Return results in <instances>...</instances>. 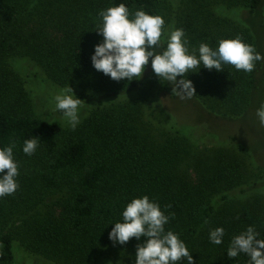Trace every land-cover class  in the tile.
I'll use <instances>...</instances> for the list:
<instances>
[{"label": "rangeland", "instance_id": "1", "mask_svg": "<svg viewBox=\"0 0 264 264\" xmlns=\"http://www.w3.org/2000/svg\"><path fill=\"white\" fill-rule=\"evenodd\" d=\"M187 1L161 0L159 13L165 21L166 32L172 28L184 30L191 52L200 44L192 40V36L196 35L192 29L197 30L201 25L191 23L189 25L191 28L186 29V24L193 19L197 12L195 9L202 15V8L200 6L187 8ZM229 1L234 5L229 7L224 3H218L209 7L218 17L213 18L210 28L217 31L216 24L219 21L216 20L228 18L232 25L250 30L260 54L264 56V13L251 12L244 6L242 0ZM43 2L42 8L38 7L32 15L40 18L39 15L46 9L40 23L42 24L40 29L44 30L42 34L44 48L46 52L53 53L57 63L58 70L53 71V74L58 72L55 75L65 79V72L69 74L76 70L67 50L71 41L78 40L81 36L79 31L74 33V28L80 25L81 29L85 20L92 18L100 20L98 13L104 9L103 0H43ZM200 18L202 20V17ZM239 19L240 21H237ZM220 38H223V31L219 33ZM27 44L22 40L17 41L12 50L15 54L10 53L12 55L0 50V94L5 97V104L11 111H32L40 119L58 120L62 123L64 126L62 140L55 145L47 146L43 149L44 152L54 153L63 142L76 134L85 133L94 138L96 145L100 144L99 133L96 131L99 125L90 118L94 112L114 109L117 112L116 117L126 115L129 118L133 134L137 142L144 146L146 160L150 164L147 178L159 186L155 190L152 186L149 188L144 186L135 192L136 197L148 195L153 199L165 194H175L182 198L181 189L184 185H189L196 190L198 187L204 189V193L212 198L217 192L232 189L237 183H244L246 190L248 183H254L255 187L245 193L238 194L240 190L236 189L233 190L234 193L231 191L229 198L217 204L213 214L205 221L198 223L192 217H188L184 226L176 223L170 228L186 243L191 251L193 264H244L236 258L228 257L226 242L228 235L237 230L238 226L252 225L256 231L264 233V126L259 123L256 116L257 108L264 102V64L255 74L259 89H254L250 102L244 105L243 111L238 112L230 111L232 107L226 103L225 97L214 87L206 85L208 82L214 84L216 70H209L203 66L198 71L185 74L195 86L197 99L194 97L181 99L175 91V84L163 79L161 81L154 73L151 62L146 65L142 74V88L131 92L130 95L95 88L93 84L80 79L72 84L75 88L73 92L86 97L81 101V122L73 130L68 126L62 112L55 108L53 99L66 88L47 79L44 70L38 66L42 74L37 76L33 71L34 78L26 77L27 81L11 67L10 61L13 56L25 55L35 63V58L41 55L42 50L30 43L28 47ZM164 46L166 42L160 51ZM209 46L215 48L217 44ZM262 61L264 62V59ZM32 63L28 67L33 70ZM87 98L91 100L87 101ZM161 115L164 118H171L174 125L191 126L193 128L191 136L195 140L188 141L169 133L160 125L163 122ZM210 133L217 138L210 137ZM172 137L176 140H171ZM230 137H235L236 142L240 141L247 149L236 148L233 143H226ZM220 143L228 146H222ZM176 146L178 154L175 156ZM219 149L224 150L231 160L238 162L234 171L237 183L233 187H230L232 183L228 178L218 183L212 178V169L209 166L214 162ZM17 162L19 187L13 194L2 197L8 204L3 225L15 238L17 260L14 264H73L74 260L67 258L65 251L60 252L68 244L63 236V231L66 232L64 230L66 212L61 207L62 202L68 197L67 192L50 189L44 185L39 176L41 163L37 159L21 158ZM196 195L199 196L200 193L197 192ZM246 210L250 212V217L245 218L243 213ZM186 215L187 213L182 216ZM218 226L225 230L223 243L220 245L212 244L208 239L209 230ZM56 232L63 239L62 242L55 237ZM68 234L69 239H72L71 247L79 251L78 246L81 243L76 237H82L81 234L78 236ZM87 237L89 239L86 241ZM82 239L90 245L86 250L88 264H135L134 252L122 249L118 243H113L110 239V242L106 241L103 246H95L94 236L91 234L84 235ZM77 254L82 255L81 252Z\"/></svg>", "mask_w": 264, "mask_h": 264}, {"label": "trees", "instance_id": "2", "mask_svg": "<svg viewBox=\"0 0 264 264\" xmlns=\"http://www.w3.org/2000/svg\"><path fill=\"white\" fill-rule=\"evenodd\" d=\"M207 1L188 0L186 3L187 8L189 6H200L202 8V15L195 9L197 12L194 14L193 19L186 24V29L191 28L189 27L191 23L201 25V28H197V30L192 29L193 33L196 34L192 36L194 42H205L215 46L221 39H219L220 31L221 33L223 31V38L239 35L260 53L250 30L232 25L228 18L215 19L219 21L216 24L217 31L210 28L216 14L209 7L218 3H224L230 7L234 3L232 4L229 0ZM242 1L244 6L251 12L259 13L262 11L264 13V0ZM119 3L126 4L131 12L143 9L148 13L160 15L161 0H103L102 7L106 9ZM43 5V0H0V50L15 54L12 50L19 40L28 43V47L32 44V46L42 50L41 55L35 58L36 61L32 59L35 63H32L30 58L25 55L12 57L10 65L21 77L23 76L26 81V77L33 79V71L36 72L37 76L41 75V68L44 70L47 79L65 88L70 86L75 89L72 84L80 79L86 80L91 85L93 84L95 88L106 89L119 94L124 92L130 95L131 92L142 88V78L131 81L127 79L117 81L93 67L91 55L94 51V45L102 40V36L96 30L100 20L94 18L85 20L81 27L82 30L80 25L75 26L74 33L79 31L81 36L78 40L71 41V45L67 46L69 59L76 70L69 72V74L65 72V79L55 75L58 72L53 74V71L58 70V66L55 63L53 53L45 51L42 35L44 30L40 29L42 15L46 9L39 15L40 18H35V15H32L38 7L42 8ZM200 17H202V20ZM237 21H240V19ZM53 34L51 33V35ZM157 51H160V48ZM149 62H151V58H149ZM30 63L34 66L33 70L28 67ZM263 64L262 60L256 61L251 72L237 70L234 66L225 64L223 65V71L216 70L214 84L208 82L206 85H210L211 88L214 87L225 97L226 103L232 107L230 111L244 110V105L250 102L254 89H259L255 74ZM67 77L69 78L66 79ZM77 96L80 99L86 97L81 93ZM193 97L197 99L196 95ZM87 99V101L91 100ZM98 102L102 103L100 100ZM116 113L114 109H103L94 112L91 116L90 120L99 125L96 131L99 133L100 144L96 145L94 138L85 133L76 134L63 142L54 153H46L43 151L44 148L55 145L62 140L64 133L62 123L58 120L40 119L32 111H11L5 104V97L0 94V147L14 142L13 152L16 161L21 158L37 159L41 163L39 176L44 185L50 189L67 192L68 197L62 202L61 207L66 212V215H64V230L66 232L63 231V236L68 244L60 252L65 251L67 258L71 261L74 260L73 264H88L86 250L90 245L88 244V246L85 241L83 242L84 235H93L95 246H103L106 241L110 242L108 234L114 226L110 223L122 219L123 208L130 199L136 197L135 192L144 186L146 188L152 186L154 190L159 187L158 183L151 182L147 178L150 172V164L146 160L144 146L137 142L133 134L129 118L126 115L116 117ZM160 118L163 120L160 125L165 127L172 135L180 136L188 141L195 140L191 136L193 132L191 126L174 125V123H171V118H164L163 115ZM209 136L214 139L217 138L212 133ZM29 138H35L38 141L37 150L30 156L22 151L24 141ZM230 138L226 143H233L236 148L247 149L240 141L236 142L235 137ZM171 140L176 139L172 137ZM224 143H220V145L228 146L223 145ZM175 149V154H173L176 156L178 146ZM215 156L214 162L209 166L212 169L213 180L218 183V181L228 178L232 183L230 187H233L237 183V178H234V171L238 162L231 160L228 154L221 149L217 150ZM243 185L245 184L237 183L232 189H225L226 191L221 193L217 192L212 198L204 193V189L198 187V190H196L189 185H184V188L181 189L183 190L182 198L175 194H165L152 200L160 204L166 215L171 214L169 222L165 226L167 230L176 223L184 226L188 221V217H192L198 223L203 222L213 214L217 204L229 198L231 191L240 190L238 194H242L255 187L253 182L252 184H246L248 190ZM195 191L196 194L198 192L200 195H196ZM7 210L8 204L0 197V264H14L17 260L14 235L7 231L3 225V218L6 216ZM185 213L187 215L183 217L182 215ZM243 214L245 218L251 216L248 210ZM246 228L247 226H238L237 230L228 235L227 248L232 237ZM58 232H56L55 237L57 236L58 241L62 242L63 239L59 234L57 235ZM67 232L75 236L81 234L82 237H76V240L81 243L78 246L79 251L71 247L72 239H69ZM257 232L260 234L258 238L264 239V233ZM88 239L87 237L86 241ZM140 242L133 237L126 244L121 245L118 243V245L122 249L133 251L135 254L136 246ZM57 244L56 240L55 245ZM78 252H81L82 255L77 254ZM236 259L248 264L250 258L247 254L241 252ZM177 264H186V259L178 261Z\"/></svg>", "mask_w": 264, "mask_h": 264}, {"label": "clouds", "instance_id": "3", "mask_svg": "<svg viewBox=\"0 0 264 264\" xmlns=\"http://www.w3.org/2000/svg\"><path fill=\"white\" fill-rule=\"evenodd\" d=\"M98 15L100 24L96 30L102 40L94 45L91 55L93 67L113 80L131 81L142 77L151 58L154 73L161 81L174 83L181 99L196 95L195 86L186 78V73L198 71L201 66L223 71L225 64L251 72L255 62L264 59L253 45L239 35L221 38L215 48L201 42L197 49L190 52L182 28L166 32L162 16L143 9L131 12L124 3L102 9ZM165 42L162 51H157ZM53 99L55 108L62 112L68 126L74 130L81 122L82 99L74 94L70 86ZM256 116L264 126V102L257 108ZM14 148V142L0 147V197L13 194L19 187V166L14 158ZM37 148V139L29 138L24 141L22 151L30 156ZM170 215H166L160 204L148 195L133 197L123 208L122 219L110 223L114 226L108 234L109 239L121 245L133 237L141 241L136 246L135 264H177L182 259H186L187 264H193L186 243L173 230H166ZM259 235L252 225L234 235L227 249L228 257L236 258L242 252L249 256L248 264H264V239H259ZM224 236V228L218 226L209 230L208 239L210 243L220 245Z\"/></svg>", "mask_w": 264, "mask_h": 264}]
</instances>
